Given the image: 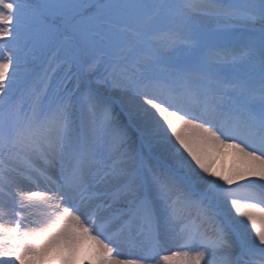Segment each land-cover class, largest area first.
Wrapping results in <instances>:
<instances>
[{"label":"snow or ice","instance_id":"obj_1","mask_svg":"<svg viewBox=\"0 0 264 264\" xmlns=\"http://www.w3.org/2000/svg\"><path fill=\"white\" fill-rule=\"evenodd\" d=\"M0 264H264V0H0Z\"/></svg>","mask_w":264,"mask_h":264},{"label":"rangeland","instance_id":"obj_2","mask_svg":"<svg viewBox=\"0 0 264 264\" xmlns=\"http://www.w3.org/2000/svg\"><path fill=\"white\" fill-rule=\"evenodd\" d=\"M212 159L214 162V168L218 173L227 174L228 171L239 165L240 161L233 155L227 148H220L212 153ZM246 182V181H245ZM234 185L233 187H235ZM180 247L179 240H170L162 249L163 254H169L172 251L177 250ZM128 249L123 250L124 255L129 254ZM131 254H136L135 250L131 251ZM158 259V257H157Z\"/></svg>","mask_w":264,"mask_h":264},{"label":"bare ground","instance_id":"obj_3","mask_svg":"<svg viewBox=\"0 0 264 264\" xmlns=\"http://www.w3.org/2000/svg\"><path fill=\"white\" fill-rule=\"evenodd\" d=\"M228 149V148H227ZM230 150V153H231V155H233L234 156V154H233V151L231 150V149H229ZM246 183V182H245Z\"/></svg>","mask_w":264,"mask_h":264}]
</instances>
